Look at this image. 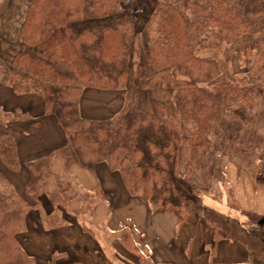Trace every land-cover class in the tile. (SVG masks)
Listing matches in <instances>:
<instances>
[{
    "label": "trees",
    "instance_id": "1",
    "mask_svg": "<svg viewBox=\"0 0 264 264\" xmlns=\"http://www.w3.org/2000/svg\"><path fill=\"white\" fill-rule=\"evenodd\" d=\"M124 1L31 0L24 17L13 16L20 24L5 41L9 69L3 71V80L16 93L39 92L45 113L55 116L68 138L50 153L26 162L24 195H18L0 173V264L33 262L19 235L26 229L27 214L41 206L43 196L54 211L45 217L49 228L63 223L59 211L66 210L71 199L90 209L98 198L97 192L92 195L66 178L67 172L50 171L55 153L67 164L76 161L88 168L105 162L110 171L119 173L130 195L148 199L155 209L174 212L180 222L193 209L185 211L171 199H162L169 190L191 206L198 201L196 211H203L200 196L180 186L177 165L180 147L191 149L197 138L185 143L176 123L134 105L131 86L147 91L149 82L155 81L158 90L163 84L174 89L175 111L194 120L196 135L205 132L211 113L237 104L252 106L255 95L264 97V79L258 86L250 79L235 81L220 71L215 58L198 52L210 44L211 34L218 46L227 44L223 53L228 59L234 39L248 33L253 35L257 61L264 60V0H146L140 14L138 5L126 7ZM146 10L157 15L155 37L147 33ZM86 90L119 91L121 106L112 117H86L80 108ZM4 113L5 119H29ZM0 162L10 171L20 168L15 140L3 130ZM259 167L264 177V164ZM1 184L10 190L4 192ZM203 214L219 232L221 217L212 210ZM78 218L86 227L87 216ZM240 239L250 256L264 257L263 241Z\"/></svg>",
    "mask_w": 264,
    "mask_h": 264
},
{
    "label": "crops",
    "instance_id": "2",
    "mask_svg": "<svg viewBox=\"0 0 264 264\" xmlns=\"http://www.w3.org/2000/svg\"><path fill=\"white\" fill-rule=\"evenodd\" d=\"M30 2L5 0L0 8L21 10L24 17ZM13 16V12L7 16L9 26H19L20 21L17 23ZM86 92L92 104L97 96L110 95ZM80 108L84 114L82 104ZM4 112L28 115L29 119H5ZM85 116L94 118L91 114ZM0 130L15 140L20 161L18 171L6 169L0 162V173H4L18 195H24L26 162L65 144L68 135L55 116L45 113L39 92L16 93L3 78ZM50 171L67 172L81 189L93 192L92 195L97 192L98 198L90 209L81 200L71 199L68 208L59 211L63 223L49 228L45 217L54 211L47 196H43L41 206L27 214L26 229L19 235L23 250L32 258L31 264H264V257L250 256L251 250L240 239L249 237L264 242V185L251 175L238 172L233 165L227 167L226 173L230 195L219 191L200 196L203 211L193 210L181 222L174 212L155 209L148 199L130 195L119 173L110 171L105 162L88 168L76 161L67 164L64 156L55 153ZM204 209L221 217V234L208 224ZM78 216H87L86 227Z\"/></svg>",
    "mask_w": 264,
    "mask_h": 264
},
{
    "label": "rangeland",
    "instance_id": "3",
    "mask_svg": "<svg viewBox=\"0 0 264 264\" xmlns=\"http://www.w3.org/2000/svg\"><path fill=\"white\" fill-rule=\"evenodd\" d=\"M3 1L5 0H0L1 6L4 4ZM145 2L146 0H125L122 5L130 7L135 3L138 5L136 12L140 14L144 10ZM7 7L0 8V78H4L3 71L9 69L8 61H4L8 53L5 41L9 40L8 37L14 29L9 26L7 16L13 12L18 17L22 13L21 10L9 11ZM146 12V17L149 18L147 33L155 37L157 15L153 11L146 10ZM252 36L248 33L238 35L229 47L228 59L223 53V48L227 44L218 46L216 40H212L211 34L210 40L207 41V44H210L198 52L215 58L220 71L224 72L228 78H233L235 81L243 78L254 80L255 86H258L264 79V60L257 61L259 56L256 54V48H253ZM134 42L136 43V40ZM154 82H149L147 91L136 89L134 86L130 87L134 105L156 113V116L163 120L176 123L179 126L182 141L185 143L193 142L192 138H197L192 150L189 146L187 149L180 147L177 158V165L182 176L180 186L196 194L197 198L209 192L213 194L223 192L228 196L230 189L226 173L227 167L232 165L237 167L238 172L251 175L264 185L263 172L259 167L264 164V97L255 95L252 106L237 104L230 109L224 107L219 113H211L207 119L205 132L196 135L194 120L182 118L175 111L174 89L163 84L162 89L158 90V85ZM151 89H157V92H152ZM89 99L90 95L86 92L80 104H82L84 115L91 114L95 118L112 117L114 109L119 108L122 103L119 91H110V95L106 97L97 96L93 104ZM93 107L95 110H92ZM66 178L72 180L69 175ZM51 184H54L53 181ZM1 188L4 192L10 190V187L5 184H1ZM161 196L162 199H171L175 205H182L185 211L199 208L198 201L191 206L170 190ZM90 206L92 207V204Z\"/></svg>",
    "mask_w": 264,
    "mask_h": 264
}]
</instances>
